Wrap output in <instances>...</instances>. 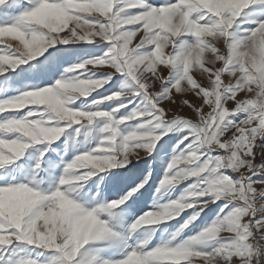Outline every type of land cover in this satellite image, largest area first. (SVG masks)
<instances>
[{
  "label": "snow or ice",
  "instance_id": "6c2138e0",
  "mask_svg": "<svg viewBox=\"0 0 264 264\" xmlns=\"http://www.w3.org/2000/svg\"><path fill=\"white\" fill-rule=\"evenodd\" d=\"M252 2L177 0L175 4L154 7L147 0H0V11L8 14H15L25 5H32L28 10L21 11L18 22L0 25V44L5 45L0 49L6 53L0 54V75L34 60L57 44L110 42V51L103 58L78 66L100 74L101 78L60 79L54 87L25 91L18 98L0 101V117L27 109L22 118L7 116L0 119V168L19 159L32 144L51 142L61 136L63 128L45 126L44 114L47 113L52 120L75 125H91L97 118H107L112 123L106 125L103 132L110 133V137L102 142L107 147L102 146L97 152H111L113 145H117L125 153L121 167L131 160L151 156L162 136L180 123L192 130L189 149L203 148L218 154V158L212 161L213 167L209 168L205 162L199 171H192L191 176L229 168L235 174L233 179L223 175L202 189L198 195L207 199L180 229L183 231L193 224L200 211L223 197L228 212L221 209L224 219L219 223L222 227L208 228L191 241V244H198L205 239L219 237L216 247L190 250L189 245H165L144 251L141 244L120 261L100 260L99 264H130L134 259L141 264H215L217 261L220 264H259L264 242V149L260 144L264 140V22L238 41L234 42L231 35L242 10ZM255 3L260 7L254 11L264 13V0H255ZM134 8L139 12L133 11ZM162 10L169 14V19L163 22L160 19ZM188 34L198 39L192 45L183 46L181 40ZM6 35L18 42L15 48L3 39ZM137 37L138 42H134ZM144 51L150 54L141 55ZM118 74H125L137 82L135 93H117L101 102L118 100L122 96L132 102V97H142L148 102L149 111L145 117L148 124L141 127L151 126L154 121V128L161 131V135L151 136V142L140 143L145 137L135 132L117 140L119 133L116 125L125 121L114 120L115 112L109 115L103 111L72 110L79 115H67L68 105L73 102L72 94L78 93L74 89L80 81L98 82L90 90L92 92L108 84ZM10 87L13 85L6 82L0 85V90ZM177 96L199 98V103L192 104L187 99L178 102ZM172 105L181 110L185 106L191 109L195 122L171 111L168 106ZM122 106L127 105L122 102ZM96 113L99 115H94ZM53 130H56L55 135ZM129 142L135 143L129 146ZM183 143L181 140L180 144ZM180 144L176 147L179 148ZM81 156L67 165L69 175L59 182L67 186L66 191L58 189L51 195H42L34 190L41 200L38 205L27 204L21 210L16 194L33 190L25 184L0 186V246L26 241L29 245L60 253V264H84L76 257L86 245L103 242L114 235L109 225L98 219L97 226L88 237L74 239L71 231L62 228L58 219L53 223L54 218L48 216V223H45V219L40 218L41 214L48 212V201L54 193H72L76 191L74 185L78 181L89 179L86 174L73 170ZM197 159L199 157L189 155L174 160L168 166V174L175 169V175L165 178L161 187L188 179V174L180 166ZM72 180L77 182L70 188L69 181ZM213 193L215 200L211 199ZM132 196L133 193H129L124 199L96 208L94 215L116 209ZM76 205H72L73 213L77 210ZM185 207L192 208L193 205L177 202L160 212L147 214H160L165 217L162 221L171 220L179 216ZM233 208L236 211H232ZM53 210L58 211V206H54ZM142 218H146V214L130 226L131 231L144 226Z\"/></svg>",
  "mask_w": 264,
  "mask_h": 264
},
{
  "label": "rangeland",
  "instance_id": "374dc122",
  "mask_svg": "<svg viewBox=\"0 0 264 264\" xmlns=\"http://www.w3.org/2000/svg\"><path fill=\"white\" fill-rule=\"evenodd\" d=\"M135 2H139V0H135ZM176 2L177 0H147V3L154 7ZM31 6L25 5L15 14L0 11V25H12L18 22L21 11L28 10ZM258 7L260 6L253 0L247 8L242 10L231 32L234 42L242 39L249 31L255 30L260 22H264V13L254 11ZM133 11L139 12V9L134 8ZM3 39L13 48L18 43L8 35ZM197 39L194 35L188 34L182 38L181 44L189 46L194 44ZM138 40L139 37L134 42H138ZM109 44V41L80 42L68 45L57 44L46 49L41 56L34 60L17 66L15 70H7L0 75V85L6 82L13 85L7 90H0V101L18 98L25 91L54 87L60 79L95 80L101 78L100 74L88 72L78 66L103 58L110 51ZM4 47V44H0V48ZM0 54L6 53L0 49ZM148 54H150L148 51L141 53V55ZM67 69H76V71L68 72ZM136 87L137 82L131 77L118 74L112 77L108 84L93 90L86 97H80L78 93L72 94L73 102L68 106L71 110L82 112L103 111L109 115L115 112L114 120L125 121L123 124L116 125L119 133L117 140L135 132L137 135L145 137L140 143H148L151 142V136L161 135V131L154 128V121L151 126L141 127L142 124H148V120L145 118L149 111L147 101L137 95L131 98L132 102L124 100L123 96L118 100L101 102L117 93L124 95L135 93ZM176 99L178 102L187 99L189 103H199V98L192 96H177ZM122 102L127 106L123 107ZM168 107L171 111L177 112L184 118L193 119L195 122L194 113L186 106L182 110L175 105ZM117 109L119 111H116ZM26 112L27 109L5 113V117L22 118ZM5 117H0V119ZM44 119L45 126L63 128L61 136L51 142L32 144L23 156L0 168V186L25 184L42 195H51L58 189L66 191L67 186H62L59 182L69 175L66 172L67 165L75 161L78 156L90 154L114 156L116 164L104 171L76 170L81 174L91 172L92 175L87 181H78L74 185L76 191L68 193L74 203L91 211L117 202L124 199L129 193H133V196L124 205L97 214L98 219L109 225L110 232L114 235L105 238L103 242L86 245L76 260H83L84 264H99L100 260L120 261L141 244L144 245V251L155 250L165 245L170 247L189 245L190 250L211 249L218 245L219 237L191 244L196 236L208 228L222 227L219 223L224 219L221 209H224L225 212H228V209L225 208L223 197L215 200V193L211 197L215 202L200 211L198 219L193 224L180 231L182 226L198 211L199 205L207 199H202L198 195L199 192L207 188L209 183L219 180L223 175H227L229 179H233L235 176L230 168L218 170L216 173L205 171L198 177L191 176L190 173L199 171L205 162L209 164V168L213 167L212 161L218 158V154L209 153L203 148L192 147L189 149V140L193 139L192 130L189 127L176 123L173 131L163 135L162 139L156 143L151 156L140 160H131L121 167L122 156L125 153L117 145H113L111 152H97L98 148L107 147V144L102 142H106L110 137V133L103 132V128L112 123L107 118H97L91 125H75L67 121L52 120L47 113L44 114ZM181 140L184 141L183 144H180ZM134 143L129 142V146ZM177 144H180L179 148L176 147ZM260 144L264 149V140H261ZM189 155H195L199 159L180 166L188 174V179L176 177L180 179V183L161 187L165 178H172L175 175V169L171 174H168V166L174 160L184 159ZM166 174L168 175L166 176ZM217 190H222V188H217ZM177 202L184 205L191 203L193 207H185L179 216L171 220H165L156 225H144L134 232L130 230V226L143 215L149 212H160L166 206ZM232 211H236V209L233 208ZM61 258V254L54 249L45 250L34 244L29 245L26 241H15L10 246H0V264H60ZM259 264H264V242L260 249Z\"/></svg>",
  "mask_w": 264,
  "mask_h": 264
},
{
  "label": "clouds",
  "instance_id": "9594fccd",
  "mask_svg": "<svg viewBox=\"0 0 264 264\" xmlns=\"http://www.w3.org/2000/svg\"><path fill=\"white\" fill-rule=\"evenodd\" d=\"M161 22L169 19V14L165 13L164 10L161 11L160 16ZM184 20H187V16H184ZM204 31V30H201ZM210 63L212 61H209ZM96 81H80V83L75 87V91L80 95L87 96L90 93V90L97 84ZM67 115L74 116L79 115V113H74L71 109L67 110ZM94 115H99L96 113ZM56 130H53V135H55ZM125 148L127 145L125 144ZM79 163L73 169L74 171L80 170L82 168L95 169L97 171H104L106 168H111L116 164V158L114 156H90L89 154H84L78 158ZM87 176H91L92 173H86ZM78 180V178H77ZM77 180L69 181V187L73 183H76ZM226 189V186H225ZM222 189V190H225ZM19 198L21 210L27 204L38 205L41 203L39 198V193L34 190L21 191L16 194ZM57 202L58 205H57ZM49 209L47 213L41 214L40 218L45 219V223H48L46 217L51 216L55 220H59L60 225L65 230H70L73 238H79L80 236L88 237L93 229L97 226L98 216L94 215L96 209L91 211L81 209L80 206L76 205V211L72 212V205L75 204L72 199L69 198L67 193H60L57 191L53 194V198L48 201ZM58 206V211H54L53 207ZM190 207V206H188ZM171 212H169V215ZM165 217L160 214H146V218H142V225H153L160 223ZM130 264H141L138 260L130 261ZM215 264H220L219 261L215 262Z\"/></svg>",
  "mask_w": 264,
  "mask_h": 264
}]
</instances>
